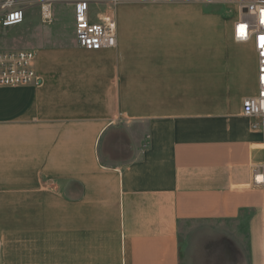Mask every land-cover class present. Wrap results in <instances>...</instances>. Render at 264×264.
<instances>
[{
  "label": "crops",
  "instance_id": "crops-1",
  "mask_svg": "<svg viewBox=\"0 0 264 264\" xmlns=\"http://www.w3.org/2000/svg\"><path fill=\"white\" fill-rule=\"evenodd\" d=\"M227 13L125 0L115 48L33 50L41 85L0 88V264H236L241 231L263 243L256 54Z\"/></svg>",
  "mask_w": 264,
  "mask_h": 264
},
{
  "label": "built area",
  "instance_id": "built-area-1",
  "mask_svg": "<svg viewBox=\"0 0 264 264\" xmlns=\"http://www.w3.org/2000/svg\"><path fill=\"white\" fill-rule=\"evenodd\" d=\"M125 0H0V34L7 28L21 26L29 9H37L39 21L54 24V9L62 5L71 9L73 35L76 44L85 51L116 47L114 9ZM203 4L234 6L237 18L233 22V41L250 43L256 54V94L242 101V114L250 121L251 130L260 134L264 143V0H198ZM95 7H103L101 13ZM33 50H0V88L39 87L41 79L34 70ZM253 186L264 191V165L253 171ZM264 247V201L262 204Z\"/></svg>",
  "mask_w": 264,
  "mask_h": 264
},
{
  "label": "rangeland",
  "instance_id": "rangeland-1",
  "mask_svg": "<svg viewBox=\"0 0 264 264\" xmlns=\"http://www.w3.org/2000/svg\"><path fill=\"white\" fill-rule=\"evenodd\" d=\"M227 16L236 19L235 7L225 5ZM103 7H95V12H103ZM54 24L47 26L39 21L37 9H29L23 25L7 28L0 34V50L14 49L24 50L38 49L40 44H67L73 39L72 31L74 20H72L71 9L66 6L56 5L54 9ZM259 227L256 226V230ZM241 231V237L236 238V243L244 256L236 264H264V247L260 242V230L257 234Z\"/></svg>",
  "mask_w": 264,
  "mask_h": 264
},
{
  "label": "snow or ice",
  "instance_id": "snow-or-ice-1",
  "mask_svg": "<svg viewBox=\"0 0 264 264\" xmlns=\"http://www.w3.org/2000/svg\"><path fill=\"white\" fill-rule=\"evenodd\" d=\"M262 46H264V44H262Z\"/></svg>",
  "mask_w": 264,
  "mask_h": 264
}]
</instances>
